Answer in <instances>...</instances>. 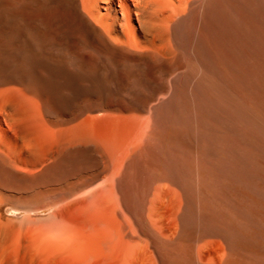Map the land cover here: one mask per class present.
Wrapping results in <instances>:
<instances>
[{"label": "bare ground", "instance_id": "6f19581e", "mask_svg": "<svg viewBox=\"0 0 264 264\" xmlns=\"http://www.w3.org/2000/svg\"><path fill=\"white\" fill-rule=\"evenodd\" d=\"M0 264H264V0H0Z\"/></svg>", "mask_w": 264, "mask_h": 264}]
</instances>
